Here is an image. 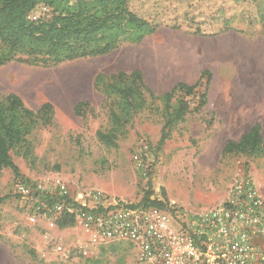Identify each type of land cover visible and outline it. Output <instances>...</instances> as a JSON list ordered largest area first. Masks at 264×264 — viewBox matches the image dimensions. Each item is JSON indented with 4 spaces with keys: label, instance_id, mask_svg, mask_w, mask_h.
Listing matches in <instances>:
<instances>
[{
    "label": "rangeland",
    "instance_id": "374dc122",
    "mask_svg": "<svg viewBox=\"0 0 264 264\" xmlns=\"http://www.w3.org/2000/svg\"><path fill=\"white\" fill-rule=\"evenodd\" d=\"M129 4L160 24L139 43L125 41L107 55L60 64L29 59L0 67V98L15 94L33 112L51 107L37 114L23 143L10 151L17 175H57L73 192L98 190L128 206L149 194L163 206L196 212L220 204L236 172L245 169L264 199V152L222 154L228 141H239L255 124L264 143V0ZM220 9L234 18L235 29L212 36ZM45 13L38 6L30 18ZM191 23L201 24L205 36L191 35ZM132 71L141 72L156 97L177 83L195 87L189 96L176 93L168 108L144 93L142 109L127 114L101 85ZM180 101L188 104L184 120L166 127ZM78 103L85 105L77 115ZM97 133L113 136L112 143ZM16 177L8 168L0 173V197H8L0 203V264H134L135 249L127 241L92 244L73 221L53 228L42 218L31 223L14 194Z\"/></svg>",
    "mask_w": 264,
    "mask_h": 264
},
{
    "label": "trees",
    "instance_id": "16d2710c",
    "mask_svg": "<svg viewBox=\"0 0 264 264\" xmlns=\"http://www.w3.org/2000/svg\"><path fill=\"white\" fill-rule=\"evenodd\" d=\"M130 2L131 0H0V67L13 61L29 62V59L35 63L60 64L107 55L125 41L139 43L145 36L155 33L160 24L136 14L131 10ZM38 6L46 9V13L33 20L30 15ZM234 22L233 17L224 16V10L220 9L217 20L211 23L215 31L210 35L233 31ZM192 24L194 23L188 26L191 35L205 36L201 24ZM171 28L175 30L180 27L174 24ZM204 75L209 76L207 72ZM108 78L111 83L101 85L103 92L108 97L117 99L119 106L122 110H127V114L142 109L146 101L144 93L152 99L161 100L168 108L176 93L184 92L189 96L195 87L177 83L169 92L156 97L144 85L139 71L119 72ZM95 82L99 86L101 76L98 75ZM82 105L85 103L75 106L77 115ZM201 105L202 103L199 106ZM50 109V105L44 104L37 112H33L15 94L0 98V173L8 168L20 181H27L17 175L10 151L23 143L37 114ZM187 110L188 104L180 101L165 126L183 121ZM112 117L117 123L120 122L119 116L113 114ZM97 137L106 144L113 141V136L103 133H97ZM165 138L162 135L158 144H162ZM238 152L247 155L264 152L259 124L253 125L239 141H228L222 149L223 155ZM7 198L0 197V203ZM131 206L169 208L149 200V194L140 203ZM67 223L73 222L65 219L59 221L58 225Z\"/></svg>",
    "mask_w": 264,
    "mask_h": 264
},
{
    "label": "built area",
    "instance_id": "2783aa9c",
    "mask_svg": "<svg viewBox=\"0 0 264 264\" xmlns=\"http://www.w3.org/2000/svg\"><path fill=\"white\" fill-rule=\"evenodd\" d=\"M28 219L53 228L70 219L92 244L127 241L134 264H264V199L245 170L220 204L202 210L128 206L98 190L73 192L57 175L20 181Z\"/></svg>",
    "mask_w": 264,
    "mask_h": 264
}]
</instances>
